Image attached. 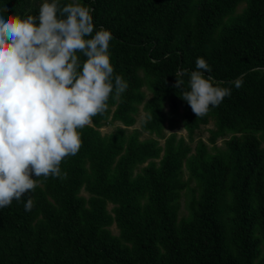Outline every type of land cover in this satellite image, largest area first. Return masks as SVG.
<instances>
[{
    "label": "trees",
    "instance_id": "16d2710c",
    "mask_svg": "<svg viewBox=\"0 0 264 264\" xmlns=\"http://www.w3.org/2000/svg\"><path fill=\"white\" fill-rule=\"evenodd\" d=\"M80 2L111 31L114 75L128 88L80 130L63 180L36 178L0 208V264H264V0ZM41 3L0 0V15L37 16ZM200 57L231 95L196 117L181 97L189 77L174 84Z\"/></svg>",
    "mask_w": 264,
    "mask_h": 264
},
{
    "label": "clouds",
    "instance_id": "9594fccd",
    "mask_svg": "<svg viewBox=\"0 0 264 264\" xmlns=\"http://www.w3.org/2000/svg\"><path fill=\"white\" fill-rule=\"evenodd\" d=\"M112 39L110 30L95 29L92 9L80 0H42L37 16L0 15V208L33 192L36 178L63 180L62 162L82 147L80 130L127 90L114 75ZM195 63L196 70L176 72L174 87L189 77L181 97L203 117L231 89L205 76L211 67L204 58ZM242 85V78L234 81ZM33 205L29 197L25 210Z\"/></svg>",
    "mask_w": 264,
    "mask_h": 264
},
{
    "label": "rangeland",
    "instance_id": "374dc122",
    "mask_svg": "<svg viewBox=\"0 0 264 264\" xmlns=\"http://www.w3.org/2000/svg\"><path fill=\"white\" fill-rule=\"evenodd\" d=\"M166 110V109H165ZM167 111V110H166ZM143 117H144V113L143 112H141L140 114H139V116H138V118H137V121L133 124V126L131 127V128H134V127H138L139 126V123H140V119H143ZM114 124L115 125H121V123L118 121V122H114ZM113 126V125H112ZM112 126H106V127H102V128H100L101 129V132H103V133H106V132H111V130L113 129V127ZM169 125H168V123L165 125V133H166V135H170V130H169ZM209 128H215V124H214V122L212 121L209 125H207V126H201V132L199 133V136H196L195 135V140H197V138L198 137H200V138H202L203 140H205L206 141V138H207V136H209L210 134H209V131H207V129H209ZM176 133L178 134V136L180 137H183V138H185V139H188V132L186 131V130H183V128L182 127H180L177 131H176ZM162 142H163V140H162ZM217 144H218V146H219V148H221V146H223L224 145V140H223V138H219L218 140H217ZM186 177H187V172L186 171H184V173H183V178L184 179H186ZM192 185V184H191ZM84 195H87L86 193H84ZM188 198H189V195H184V194H182L181 195V208H180V214L179 215H183V214H186L187 213V207H186V204H187V200H188ZM110 208H111V205L109 206ZM112 230L114 231V233L115 234H117L118 233V230L116 229V226L114 225L113 227H112Z\"/></svg>",
    "mask_w": 264,
    "mask_h": 264
}]
</instances>
